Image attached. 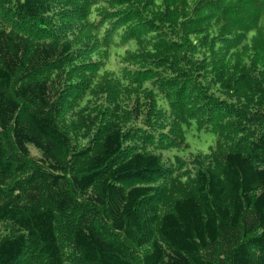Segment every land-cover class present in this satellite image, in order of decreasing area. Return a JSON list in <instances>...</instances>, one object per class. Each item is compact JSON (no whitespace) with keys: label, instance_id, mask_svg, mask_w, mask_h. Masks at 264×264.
Masks as SVG:
<instances>
[{"label":"trees","instance_id":"16d2710c","mask_svg":"<svg viewBox=\"0 0 264 264\" xmlns=\"http://www.w3.org/2000/svg\"><path fill=\"white\" fill-rule=\"evenodd\" d=\"M0 228V264H264V0H0Z\"/></svg>","mask_w":264,"mask_h":264},{"label":"rangeland","instance_id":"374dc122","mask_svg":"<svg viewBox=\"0 0 264 264\" xmlns=\"http://www.w3.org/2000/svg\"><path fill=\"white\" fill-rule=\"evenodd\" d=\"M262 17L259 16L258 20L261 22ZM108 69V68H107ZM106 93H104L105 95ZM103 100L108 95H105ZM105 97V98H104ZM190 130L177 132L178 145L171 149L163 151L162 155H165L164 163L168 166L176 167V163L179 161L189 162L191 160L202 159L209 152V147L214 144L215 135L206 127H203L200 123L196 124L193 120L189 126ZM32 155L36 156V153L31 150ZM179 164L178 167L174 168L173 175L177 181L188 184L193 179V169L188 170L192 165ZM1 230V228H0ZM1 233V232H0Z\"/></svg>","mask_w":264,"mask_h":264}]
</instances>
